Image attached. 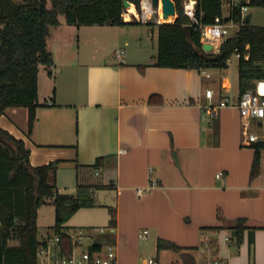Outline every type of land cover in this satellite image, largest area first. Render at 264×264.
<instances>
[{
  "label": "crops",
  "instance_id": "0c3cea01",
  "mask_svg": "<svg viewBox=\"0 0 264 264\" xmlns=\"http://www.w3.org/2000/svg\"><path fill=\"white\" fill-rule=\"evenodd\" d=\"M239 1L224 0L228 15ZM152 24L83 26V44L95 50L81 60L82 26L76 50L68 31H51L46 47L54 65L50 75L44 67L41 82L38 68L31 132L26 107L6 109L0 128L24 142L32 166L57 162L50 182L59 193L72 195L79 183L103 186L93 207L78 209L64 224L73 243L74 231L85 230L89 248L113 218L117 264H264V149L252 176L254 148L240 141L237 109L220 108L214 117L204 109L239 92L231 93L227 68L155 66L157 38L150 51L146 46L154 28L145 25ZM233 27L234 34L239 24ZM106 45L113 53L97 54ZM161 240L178 249H158ZM43 241L39 264H57V242Z\"/></svg>",
  "mask_w": 264,
  "mask_h": 264
},
{
  "label": "trees",
  "instance_id": "16d2710c",
  "mask_svg": "<svg viewBox=\"0 0 264 264\" xmlns=\"http://www.w3.org/2000/svg\"><path fill=\"white\" fill-rule=\"evenodd\" d=\"M184 0H173L176 17L172 22L157 24V67L201 70L227 68L232 54L238 57V92L252 89L254 81L264 79V26L241 24V7H264V0H240L231 7L228 17L222 18L224 0H196L195 16L202 24H239L238 30L220 47L219 52H205L199 30L183 12ZM48 2L50 6H48ZM140 0H0V116L8 108L28 109V133L31 132L37 106L38 67L43 65L51 74L53 55L47 50L50 30L67 25L122 26L126 4L139 9ZM247 57V58H245ZM254 158L251 175L257 170L264 142L253 144ZM100 160L92 166L97 168ZM57 162L32 166L29 150L21 139L0 128V264H39L38 251L46 241L37 240V211L41 205L54 207L52 229L58 237L59 256L73 251L70 235L64 232L66 221L80 208L95 205L94 192L100 184L79 183L74 194H62L50 182ZM113 214V209H110ZM110 227H114L113 218ZM242 222L236 229L243 230ZM113 233L95 237L89 251L112 243ZM158 249L178 247L158 241Z\"/></svg>",
  "mask_w": 264,
  "mask_h": 264
},
{
  "label": "built area",
  "instance_id": "2783aa9c",
  "mask_svg": "<svg viewBox=\"0 0 264 264\" xmlns=\"http://www.w3.org/2000/svg\"><path fill=\"white\" fill-rule=\"evenodd\" d=\"M196 0H184L183 12L190 19V21L199 30L201 44H209L211 49L209 52L217 53L221 45L230 37L225 24L219 18L215 19L212 24H202L195 16ZM241 23L243 24L244 16L248 8L242 6L241 9ZM122 19L125 22H137L140 24H160L163 23L162 16V3L158 0V5L154 6L152 0H140L139 9L134 7H126V12L122 14ZM123 53L122 49H117L115 55L119 56ZM246 58V57H245ZM205 97L211 99L213 91L211 89L205 90ZM50 104V103H49ZM223 107H234L240 117L241 125V142L243 145L250 146L257 142H264V79L254 81L252 89L246 90L239 94L235 99L224 98L218 101L217 104L208 103L204 109L214 117L218 109ZM97 175V172H95ZM221 173L216 174V178L221 177ZM143 189H137V194L141 195ZM112 232L113 229L100 228L98 233ZM86 234L85 231H78L75 237L74 245H78L82 240V235ZM148 230H143L139 233L140 239H145ZM58 241V237L55 238ZM153 259H148L147 264H154ZM57 264H117V249L114 243L103 245L100 249L94 251H83L78 257L74 250L71 255L67 257H60Z\"/></svg>",
  "mask_w": 264,
  "mask_h": 264
},
{
  "label": "rangeland",
  "instance_id": "374dc122",
  "mask_svg": "<svg viewBox=\"0 0 264 264\" xmlns=\"http://www.w3.org/2000/svg\"><path fill=\"white\" fill-rule=\"evenodd\" d=\"M16 2H19L21 0H15ZM48 6H50L49 2H48ZM248 8V11L247 13L249 12H252L253 13V17L250 21V25H253V24H258L260 26H264V7H247ZM228 4L223 2L222 4V16L224 18H226L228 16ZM59 20H61L62 22H64V17L62 15L59 16ZM173 21V18L172 20L170 21H163V22H172ZM145 27H147L148 29H150L151 27L154 28V37H153V41L149 38V40L146 42V46H147V49L150 51L152 48H154V46H156V38H157V35H156V25L155 24H152L151 26L150 25H145ZM225 27L228 31V35H231L233 34V32L235 31V27H233V22H226L225 23ZM146 28V29H147ZM60 29H63V30H60ZM59 30H57L56 27H53L51 28L50 32L52 31V36L58 31V32H61L62 34L65 32V31H68L71 35H73V41H74V50H76V47H77V42H78V39H77V34H78V31H77V27L74 26V25H67V24H63V28H60ZM81 38L79 39V44H80V60L81 58L83 59L84 56L87 57L86 53L88 51H94L95 48L94 47H90L89 44L87 43H84L83 44V31L84 29H86V27H83L81 28ZM152 29V28H151ZM148 31H151V30H148ZM68 34V33H66ZM51 36V37H52ZM115 47H113L112 45H106L104 47H97L96 50H97V54H100V55H111L114 51ZM85 52V53H84ZM237 63H238V58H237V55L236 54H232L231 57L229 58V60L227 61V69L226 71L224 72L225 76L229 77L230 79V91L232 94H237V91H238V71H237ZM39 79H40V82L42 81L41 78L42 76H44L45 74V69H44V66L43 65H39ZM240 141H241V137H240ZM241 143V142H240ZM179 167V165H177ZM94 199H95V194H94ZM49 204H44V206H40L38 208V210L40 209L39 211V217H38V211H37V240L39 242L43 241V240H47L48 241V244L49 246H53L55 243H54V239L56 237V235L54 234L53 232V229H52V225L54 224V207L52 205L48 206ZM79 229H76L74 231V234H76L77 236V232H78ZM83 232L85 230H82ZM86 232V231H85ZM88 246H89V240H88V237L87 236H84L82 235V240L81 242L76 245L75 247V252H76V255L79 257L81 255V253L83 251H86L88 250ZM40 257V256H39Z\"/></svg>",
  "mask_w": 264,
  "mask_h": 264
},
{
  "label": "water",
  "instance_id": "95a60500",
  "mask_svg": "<svg viewBox=\"0 0 264 264\" xmlns=\"http://www.w3.org/2000/svg\"><path fill=\"white\" fill-rule=\"evenodd\" d=\"M153 5L157 6L158 5V0H152ZM162 3V16L163 18H167L169 16H175L176 12H175V4L173 2V0H161ZM126 7H128V5L126 4ZM252 17V12L247 13L244 16L243 19V24H248L251 20ZM202 49L205 52H209L211 49V46L209 44H203L202 45Z\"/></svg>",
  "mask_w": 264,
  "mask_h": 264
},
{
  "label": "bare ground",
  "instance_id": "6f19581e",
  "mask_svg": "<svg viewBox=\"0 0 264 264\" xmlns=\"http://www.w3.org/2000/svg\"><path fill=\"white\" fill-rule=\"evenodd\" d=\"M172 18H173V16H169L167 18H163V21H170V20H172Z\"/></svg>",
  "mask_w": 264,
  "mask_h": 264
}]
</instances>
